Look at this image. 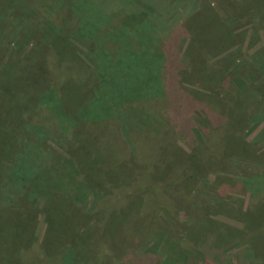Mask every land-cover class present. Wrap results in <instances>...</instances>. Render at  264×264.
Here are the masks:
<instances>
[{
    "label": "rangeland",
    "instance_id": "obj_1",
    "mask_svg": "<svg viewBox=\"0 0 264 264\" xmlns=\"http://www.w3.org/2000/svg\"><path fill=\"white\" fill-rule=\"evenodd\" d=\"M132 1L65 0L69 9L64 12L59 0H0V86L5 90L8 82L6 91L15 96L10 104L19 113L24 134L17 139L16 151L23 138L30 140L26 133H34L29 156L41 160L35 168L21 165L18 177L26 174L34 189L48 191L32 206L34 199L21 193L22 184L12 201L13 188L0 181V264H264V244L257 242L264 241V203L260 202L264 200V0H148V17L154 21L147 34L154 51L144 49L142 43L136 48L141 54L157 53L160 66L165 59L160 77L164 90L122 103H118L121 92H116L113 102L120 105L114 106L110 117L100 118L96 108L85 109L86 114L81 109L71 111L70 101L83 91L90 98L98 89L101 94L133 90L148 82L150 74L141 77L130 51L126 64L116 59L119 68L101 71L98 48H93L97 38L75 33L82 23L104 32L131 5V12L143 10L137 6L144 4L142 0ZM90 8L94 12L87 14ZM112 12L115 15L108 17ZM51 28L71 41L83 66L67 56L63 42L54 45ZM118 44L109 43L111 55L119 50ZM94 49L97 52L92 53ZM92 69H99L97 76L101 72L106 76L95 86L85 75ZM53 85L62 92L51 93ZM101 94L95 101L98 106L108 104ZM204 101L211 105H207L211 113L222 115L219 124L216 114L209 120L201 107ZM61 103H66L62 110ZM134 106L144 107L158 122L149 121L147 126L118 112ZM194 112L209 120L208 124L197 113L204 123L203 138L192 125ZM159 128L166 131L154 141L164 146L156 150L149 145V135L156 137ZM103 133L111 139L107 146L113 152L99 142ZM135 146L142 147L140 157L134 154ZM248 150L251 161L240 157ZM27 154L21 153V160ZM184 158L189 165L179 164ZM3 159L0 170L13 162V157ZM197 159L200 168L195 171ZM83 169L98 174L94 171L97 176L92 178ZM170 169L187 173L184 180L191 181L187 186L192 195L164 180ZM170 202L176 205L166 204ZM258 203L261 207L247 219V211H255ZM145 204L147 212H140ZM249 219L258 225L251 232L245 230ZM163 221L171 226L156 228L164 226ZM81 235L86 243L75 249L77 258L64 243ZM187 235L194 246L184 244ZM31 236L38 244L49 236L47 248L26 245ZM174 240L179 242L175 255L170 252ZM183 250L192 252L181 256Z\"/></svg>",
    "mask_w": 264,
    "mask_h": 264
},
{
    "label": "trees",
    "instance_id": "obj_2",
    "mask_svg": "<svg viewBox=\"0 0 264 264\" xmlns=\"http://www.w3.org/2000/svg\"><path fill=\"white\" fill-rule=\"evenodd\" d=\"M64 1L65 0H59V2L62 3L59 6H62V10L64 12H67V10L69 9V7L64 5V3H65ZM134 1H132L131 3L133 4ZM151 1L153 2V0H151ZM142 3H144V4H142ZM141 4L142 5H138L137 4V6H141V7L143 6L142 7V9H143L142 11L139 8V9H137L138 11L131 12L130 11V10H132V5H131V7H129V9L126 10V12H121L120 13L121 20H119L116 25L114 24L113 27L107 29L104 32H102L100 28H99V30H97L95 27L89 25L88 23L87 24L86 23L85 24L82 23L81 26L80 25L78 26L79 30L76 31V32L74 31V32L77 33L78 36H80V37H82L84 39H88V37L90 35H94L97 38L96 41L93 43L94 45L93 44L92 45H93V48L94 47H97L98 48V52L96 51V49H94L92 51V53L93 52L95 53V51L97 52L96 54H98L97 56H98V59H99V63L101 62V65H99V68H100L101 71H106V70L111 69V71L113 72L114 71V67L119 68L118 65L117 66L114 65L116 59H119L120 61H122L121 63L126 64V62H125L126 60H124V59H125L126 54L130 51L131 54H132V56L135 58V59L133 58L134 61H132V62H134L135 64H138V67L139 68L137 69V71L141 74V77H144V75H146L148 73L150 74V78H149L148 82H146L144 84H141L138 87L135 86L136 88H134V86H133V88H134L133 90L132 89H130V90H122V91L121 90H119V91H111L110 90V91H107L104 94H101L100 93V89H98L95 93H93L94 95L92 94L90 96V98H87V94H86L87 91H85V92L83 91L81 93V95L78 96L74 100V102L73 101H70L69 107H72L71 111H77V110L81 109L82 112H84V114H86L85 109L87 110V108H89V109H95L96 108V109H99V111H101L100 118H102L103 115H105V116L108 115L110 117L111 115L113 116V111L112 110H114V106H119L120 104H118V103L125 102V99H130V101H131V100H134V99H137V98L140 99L141 97H148L149 98V97H153L154 95L157 96L158 93L161 94V91L164 90L163 89L164 87L161 86V80H160V77L162 75L163 65L165 64L164 57H163L164 61H162L163 63L161 62L162 64L160 66V56H158L157 53H155V56L154 55L152 56L151 53H149V51H146L145 54H143V52H142V54H143L142 55L141 52L138 51L137 48H136L138 45H141V43H142L143 46L145 47L144 49H146V47H149L151 49V51L153 49L152 46H150L151 45L150 39H152V38L149 37V35L147 33H150V27L152 26L151 24H153L154 19L148 17V15H149L148 0H142ZM183 4H185V2ZM170 6H172V4ZM153 10H156V9L154 8L151 11H153ZM86 12H87V14L92 13V12H94V9H91L90 8V10H88ZM184 12L186 13V8H184ZM113 14L115 15V13L112 12V13H110L107 16L108 17H111V15H112V17H113ZM220 24H221L222 27H225V22H222ZM53 30L54 29L51 28V32ZM186 32H189V31L186 30ZM50 35L53 38V41H54V45L55 46L59 45L60 42H63L65 44V48H68V51H69L67 56H70L71 58L73 57L74 59H77L76 61L79 63V67H81V65L83 66V60H81V58H78L77 53L72 48L73 45H72V43H71V41L69 39L62 37V34L59 35L58 33H55V31H53L52 33H50ZM68 38H69V35H68ZM220 39H221V37H220ZM95 43H96V45H95ZM109 43H114V44L119 43L118 44L119 45V50L116 53L112 54V55L109 52V49H110ZM98 45H99V47H98ZM125 47H126V49H123ZM91 48H92V46H91ZM153 51H154V49H153ZM118 54H120V55L118 56ZM109 55H111V56H109ZM110 57H112L113 59L110 58ZM78 59H79V61H78ZM183 60H184L183 58H180L178 60L179 61V64L181 66H184V64H185L184 62H182ZM139 63L141 65H139ZM155 65H157L156 70H155ZM161 67H162V69H161ZM82 68H87L88 70L91 69L90 67H82ZM158 69H160V70H158ZM95 71H99V69H96V70L92 69L91 71H89L90 73H86L85 74V75L88 74L87 75L88 76L87 78H89L88 79L89 82H92L94 80V83H91V84H94L93 86H95L97 84V81L96 80H104L105 77H106L103 74V72H101V75L97 76L96 73H95ZM16 74H17V72H16ZM237 81H238V79H237ZM237 81L235 80V84H236ZM7 83L4 84L5 90H4V88H2L0 86V162L2 163V161L4 160L3 157H6V158L13 157V162L9 166H7V168L0 170V181L2 182V184L5 183L6 184L5 186L8 187L9 190L13 188V190L15 192V197H12V201H14L13 198H17V195L19 194V185L18 184L19 183L22 184L21 185V188H20L21 193L24 196H26V199L27 200H29L28 197H32V199H34V200H32V203L31 204H32V206H36L37 205V202H35V200L36 199H37V201L38 200L40 201L41 199L44 200L45 197L48 195V191L46 190L45 192H40L39 190L34 189V184H30L29 180L28 181L26 180V177L24 176L26 174H23V177L20 179L18 177L19 172L17 170H19V167H21V165L22 166L26 165L27 167L35 168L34 164L35 163L36 164L40 163L41 160H40V157H38L37 159H34V161H33L32 158H31V156H29L30 152L34 149L33 142L35 141V138H34L35 136L32 137L34 133H31V132L26 133L28 136L31 137L30 140L29 141H24L26 139L23 138V146H22V148L19 149L18 152L16 151V149L19 148V145L17 143V139L19 140V136H22L23 137L24 134L21 133L22 131L20 129L19 118H17L18 115H19V113H14L13 111L15 109V106H12L10 104V103H12L14 101L15 96H12L10 92L6 91L7 90V87L5 85ZM60 85H61V83H60ZM237 85L240 86V83H238ZM53 87L55 89H53L54 92H51V93H54L55 95H58L59 93L62 92L61 91V87L58 88V87H55L54 85H53ZM131 90H132L131 93H127V92H129ZM116 92H121L119 94L122 95V101H119L117 104L114 105V102L113 101H114L115 98H114L113 95H115ZM100 94L108 101V104L102 105V106H98V105L95 104L96 103L95 102L96 101V98L98 96L100 97ZM151 95H153V96H151ZM7 96H9V97H7ZM6 97H7V99H6ZM142 100H145V99H142ZM142 100H138V101H142ZM49 101H50V99H49ZM55 103H59L58 100H57V98H56ZM139 103L142 106H144V104H145V103H142V102H139ZM61 105H62V103H61ZM207 105L211 106L209 103H206V101H204L203 104L201 105V107L205 109V113L208 115L209 120L211 122H212V117L214 116V114H216L217 117L219 116V120L218 121H215L216 123L219 124L220 123V120L222 119V115L218 111H215L214 113H211L210 112V107L207 106ZM176 106H177V104H176ZM59 107L62 110L63 107H66V103H64L62 106H59ZM135 108L137 110H134ZM135 108L132 107V108L126 109V111L121 110V112L120 111H118V112L124 118H129V119L134 118L135 121H137V122H139L141 124L147 125V126L149 125V123H148L149 121L156 122V123L158 122L155 118H153V116H149L148 114H146L147 111L145 110L144 107H143L142 110H140V108H137V107H135ZM198 110L201 111V108L198 109ZM183 113H184V110H183ZM197 113L199 114L198 117L202 118V114L201 113L194 112L193 113V115H194V122L192 120V125L195 126L194 129H196V132L200 133V136L203 138V132H202L203 131V128L202 127L204 125L203 120L204 121H207L206 123H208V124H209V120L206 117L207 115L206 116L203 115V118H202L203 120L202 119H199L197 117ZM158 130L159 131H157V132L159 134L157 133V136L156 137L153 136V135H149V145H152V147H154L156 150H159L160 148H162L164 146V143H162V144L161 143H156L154 141V139H156L157 137H161L160 139H162L163 136H161V135H163V131L165 132L166 129L159 128ZM91 134L93 136H96L97 138L99 137L98 136L99 134L97 132H95V131H94V133H91ZM100 137H103V138H99L100 139L99 142L100 143H103L104 142L103 144L106 145L103 148L104 149L106 148V150L108 152H111V151L113 152L114 149L112 150V148H110L109 146H107L109 143H111V139H109L108 137H104V133L102 135L100 134ZM164 138H165V136H164ZM165 140H166V138H165ZM3 141H6L7 143L4 144V145H2L3 144ZM161 141H163V140H161ZM243 143L245 145H247L246 142H243ZM96 147L98 148V150H100L101 153L103 152L104 149L101 150V147L98 144L96 145ZM141 150H142V147L135 146L134 147V154H135V156L140 157ZM26 151H28V154H27L28 157L25 158V156H23V158H22L23 160H21V153L23 154ZM248 152H249V150L247 152H245V155L244 156H242L240 154V157L243 158L245 161H248V160L251 161V160H253V159L249 158L250 154ZM142 156H145V155L142 153ZM100 158L102 159L103 157L100 156ZM58 160H59V158H58ZM193 162L195 163V166H192V167L195 169V171L199 170L198 168H200V164L198 162V159L195 160V161H193ZM179 164L181 166H184L186 164L189 165V161H187L184 158V160H181V162ZM61 165H63V164L61 163ZM170 170L171 171H170V174L169 175H167L166 173L163 175L164 176V180L168 181L169 183L170 182L173 183L174 186L179 187V189L180 190H183V192L192 195L193 193H191V188L189 186H187V183L190 184L191 181L184 180L185 179V176L187 175V173L181 174V173L178 172V169H170ZM82 171L83 172L85 171V172L89 173V176H91L92 178H94V177L97 176V175H94V171H95L96 174H98V172L96 170H94V169H92V170L91 169L90 170L83 169ZM109 171H110V169H109ZM152 171L154 172L153 169H152ZM105 173H107V172H105ZM81 174L83 175L84 173L81 172ZM146 175L148 177V174H146ZM35 176H36V173H35ZM137 179H139L138 176H137ZM35 180L38 181L37 178H35ZM84 193H86V190L84 191ZM147 195H150L151 200L153 199V195H151V193H149ZM75 199L80 200V201L82 200L79 197H75ZM126 200H128V197H127ZM170 200H172V199H170ZM150 202L151 201H149V203ZM260 202H262V204H263L264 203V200L263 201H260ZM124 204H126V203H124ZM166 204L167 205L168 204L169 205L170 204L171 205H176L173 202L166 203ZM262 204L258 203V205L256 206L257 208L254 207V210L255 211H253V212H252V209H251V211H247L246 214H249V216H247V219H248V217L250 218V215L253 216L254 213L261 207ZM194 205H192V206H194ZM144 206H145V211L143 209H141L142 211L140 210V212H147L146 210H147L148 206L146 204ZM167 210H165L166 213L171 214L170 211L169 210L167 211ZM133 211L134 210H133V207H132L131 208V213L132 214H134ZM137 212H139V210H137ZM187 212H190V209L189 208L187 209ZM262 213H263L262 214V218L264 219V212H262ZM168 214H165V215H168ZM161 220L159 219L158 221H161ZM255 220L256 219L253 218V221H255ZM261 221H262V219H261ZM209 222H210V224L212 226H213L212 223H215L211 219H209ZM246 222H247V226L245 228L246 231L248 229H250V232H251V229L253 230L254 227H258V225L255 222L252 223V220H250V219L247 220ZM49 223H51V222L49 221ZM169 223L170 222L166 221V222H164V224H165L164 226L163 225H159L156 228H158V229L160 227L161 228L162 227L169 228L171 226V225H169ZM85 227H86V224H85ZM207 228L208 229H211L210 226H207ZM86 230L90 232V230H88L87 228H86ZM51 234L52 233H49V235H51ZM163 234H165V232H163ZM248 234H249V232L248 233H245L246 236ZM31 238H32V236H31ZM31 238L26 241V243H25L26 245H28V246L29 245H32L33 247H39L40 246L39 248H41V249H46L47 248V241L49 240V236H48V239H46L44 241V243H41V244H38L36 242V240H34V238H32V239ZM189 238H190V236L187 235V237H186L187 242H184V244L187 245V246L188 245H193L194 246L195 245L194 240H192L190 242L189 241ZM68 240H69V242L68 241H65V243H64L65 245L64 246L66 248H68V247L73 248L74 249V257H77L78 258L75 249L78 250L79 247H82V244L86 243L85 242V239H83V236L81 235L76 240H70V239H68ZM256 240H257L256 239V236H254L252 238V242L254 241V243H255ZM257 242H260V243L263 242V244H264V241H262L261 239H258ZM178 243L179 242L176 241V240L172 241V246L170 247V252L172 254H174L173 251L175 252V246L177 247L178 246ZM181 243H183V241ZM51 245H52V243H49V247ZM60 245H63V244H60ZM184 252L185 253L188 252V254H189V252H192V251L183 250L182 253H179V254L181 256H183L184 255ZM168 256H170V254L169 255L167 254V257ZM175 257H179V256H175ZM200 260H203V257H201ZM175 262H177V261H175ZM202 264H208V263L206 261H202ZM221 264H222V262H221Z\"/></svg>",
    "mask_w": 264,
    "mask_h": 264
}]
</instances>
